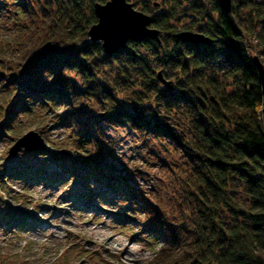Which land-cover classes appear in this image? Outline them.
Wrapping results in <instances>:
<instances>
[{
    "label": "trees",
    "instance_id": "obj_1",
    "mask_svg": "<svg viewBox=\"0 0 264 264\" xmlns=\"http://www.w3.org/2000/svg\"><path fill=\"white\" fill-rule=\"evenodd\" d=\"M104 1L12 0L14 7L7 18L14 17L20 39L15 54L0 57V83L10 86L18 100L6 108L0 130H11V115L16 109H29L31 102L59 105V120L70 130L80 152L87 153L73 165L81 166L86 174L107 170L90 159L88 152L89 146L102 149L95 135L100 120L120 117L143 137L167 138L188 166L178 189L177 213L170 219L153 203L137 201L147 213L144 224L151 229L152 244L157 245L156 264H264V112L252 55L243 43L259 32L258 53L264 55L263 0H231L228 13L216 0H208V9L194 0L202 22L199 32L211 38L210 44L188 43L174 36L193 28L173 23L181 0H161L160 5L167 1L169 7L156 13L142 3L150 26L158 29L164 42L150 37L129 40L112 54H105L100 42L87 36L89 25L96 21L92 5ZM6 5L0 0V15ZM239 7L250 13L245 27L234 16ZM142 51L161 66L176 70L171 87L160 85L149 55ZM217 58L225 66L221 81L210 73L215 71ZM100 68L107 70L102 77ZM134 73L144 78V85ZM136 84L146 98L156 96L154 105L160 104L163 111L182 109L189 121L187 135L165 120L158 121L159 113L135 92ZM121 91L131 98L122 99ZM85 100L98 108L91 109ZM146 110L157 120L147 119ZM63 166L72 174L73 167ZM178 170L179 175L184 172ZM8 172L18 179L24 174L14 168ZM86 174L82 177L87 178ZM108 175V184L124 189L132 199H141L118 177L112 179L109 170ZM234 185H240L243 197L237 198ZM3 191L12 197L6 188ZM25 212L0 193V216L28 227L34 220H25Z\"/></svg>",
    "mask_w": 264,
    "mask_h": 264
},
{
    "label": "rangeland",
    "instance_id": "obj_2",
    "mask_svg": "<svg viewBox=\"0 0 264 264\" xmlns=\"http://www.w3.org/2000/svg\"><path fill=\"white\" fill-rule=\"evenodd\" d=\"M4 1L7 5L0 15V57L7 59L15 54L16 42L20 38L14 29V17L11 14L7 18L9 9L14 7L13 2ZM127 1L140 11H143L142 3L148 5V10L154 13L160 11V8L169 7L167 1L160 5L161 0ZM169 1L172 3V0ZM193 2L181 0L176 12L179 13L173 23L177 27L191 25V31L199 32L202 22ZM198 2L206 9L210 8L208 0ZM213 14L216 15V12ZM249 14L243 7L236 11L234 16L240 27L248 24ZM257 29L255 25V31ZM261 38L258 32L252 37L250 35L243 43L250 56L256 54L264 64V55L258 53ZM156 42H164L163 37L159 36ZM148 57L155 73L160 72L165 80L174 83L176 70L161 66L158 60H154V56ZM214 65L215 71L210 73L221 81L225 66L219 58L215 59ZM99 70L101 77L107 72L103 68ZM166 71H170L173 77ZM130 74L133 72L130 71ZM134 75H138L137 82L144 85V78L139 73ZM160 85L166 87L161 82ZM140 88L135 92L144 95L145 103L154 105L157 97L152 95L146 98L144 89ZM120 95L125 100L131 98L124 91ZM17 100L10 86L4 87L0 83V127L3 126L6 108ZM85 102L93 110L98 108L93 101ZM28 106L29 109H16L11 115V130H0L3 132L0 134V180L3 181L0 193L6 202L27 211L24 219H33L34 223L23 227L17 225L16 221H7L0 216V264H156L154 259L157 245L152 244L151 229L144 224L147 213L137 201L153 203L170 219L175 217L176 203L180 200L178 189L188 170L178 147L167 138L158 140L148 135L141 136L120 117L100 120L99 131H94L102 149L89 146L88 152L90 159L98 161L107 170L101 172L97 169L96 173L90 170L87 175L81 166L73 165V161L81 160L82 155L87 153L80 152L82 150L77 148L75 140L70 137V130L59 120L58 114L62 108L59 105L43 106L35 102ZM153 107V111L159 113L158 121L165 120L175 131L187 135L189 121L182 116V109L177 106L163 111L160 104ZM149 111L146 110V118L157 120ZM29 129L42 136L45 146L39 151L41 153L21 148L14 156L8 157V148L12 142ZM63 164L73 167L72 174ZM13 168L24 171L21 178L9 176L8 169ZM178 168L184 169L180 175L178 172L181 170ZM108 170L113 174L112 179L118 177L141 199H132L124 189L108 184L105 180L109 176ZM83 174L87 178H83ZM61 179L67 182H61ZM5 188L12 197L4 194ZM233 190L237 198L243 197L240 185H234Z\"/></svg>",
    "mask_w": 264,
    "mask_h": 264
},
{
    "label": "water",
    "instance_id": "obj_3",
    "mask_svg": "<svg viewBox=\"0 0 264 264\" xmlns=\"http://www.w3.org/2000/svg\"><path fill=\"white\" fill-rule=\"evenodd\" d=\"M224 13L231 9V0H216ZM96 21L87 29V36L92 41H99L105 54H112L126 46L127 41H138L150 37L159 40V31L150 26V16L133 7L127 0H106L94 2L92 5ZM177 39L194 44H210L211 38L198 31L180 30L174 33ZM251 62L256 71L261 92L262 111L264 112V64L256 54L251 56ZM157 78L166 87H171L160 72ZM42 136L35 130L29 129L19 135L8 148L7 156H14L23 148L26 151H37L44 148Z\"/></svg>",
    "mask_w": 264,
    "mask_h": 264
},
{
    "label": "bare ground",
    "instance_id": "obj_4",
    "mask_svg": "<svg viewBox=\"0 0 264 264\" xmlns=\"http://www.w3.org/2000/svg\"><path fill=\"white\" fill-rule=\"evenodd\" d=\"M6 87H8V86H6ZM11 88V87H10Z\"/></svg>",
    "mask_w": 264,
    "mask_h": 264
}]
</instances>
